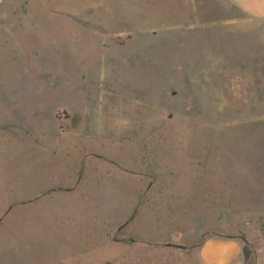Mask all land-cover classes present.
<instances>
[{
	"label": "rangeland",
	"instance_id": "rangeland-1",
	"mask_svg": "<svg viewBox=\"0 0 264 264\" xmlns=\"http://www.w3.org/2000/svg\"><path fill=\"white\" fill-rule=\"evenodd\" d=\"M227 1L0 0V264H264V19Z\"/></svg>",
	"mask_w": 264,
	"mask_h": 264
},
{
	"label": "crops",
	"instance_id": "crops-1",
	"mask_svg": "<svg viewBox=\"0 0 264 264\" xmlns=\"http://www.w3.org/2000/svg\"><path fill=\"white\" fill-rule=\"evenodd\" d=\"M228 3L235 6L246 17L264 19V0H229ZM118 203L116 208H122L120 214H125L126 209L130 211L126 206H122L128 204L130 207V199H127V203L119 202V200ZM248 245L247 242L234 235H214L208 237L197 248L195 259L188 264H260L259 262L253 263L249 255L248 258L243 257L244 247L249 248Z\"/></svg>",
	"mask_w": 264,
	"mask_h": 264
},
{
	"label": "water",
	"instance_id": "water-1",
	"mask_svg": "<svg viewBox=\"0 0 264 264\" xmlns=\"http://www.w3.org/2000/svg\"><path fill=\"white\" fill-rule=\"evenodd\" d=\"M168 117H169V118H171V117H172V115L170 114Z\"/></svg>",
	"mask_w": 264,
	"mask_h": 264
}]
</instances>
